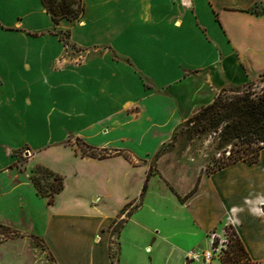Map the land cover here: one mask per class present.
Returning a JSON list of instances; mask_svg holds the SVG:
<instances>
[{"label": "crops", "instance_id": "obj_1", "mask_svg": "<svg viewBox=\"0 0 264 264\" xmlns=\"http://www.w3.org/2000/svg\"><path fill=\"white\" fill-rule=\"evenodd\" d=\"M82 1L78 19L54 23L40 0H0V224L25 233L0 241V264H39L40 250L51 264H198L208 233L223 240L225 225L250 264H264V156L201 174L186 198L190 189L158 181L155 195L154 178L142 189L145 158L220 89L264 70L247 55L264 56V11L252 10L264 0ZM238 33L247 42L237 44ZM72 137L103 156L82 153ZM22 146L79 192L65 198L62 188L50 203L36 194L29 174L12 168ZM27 205L45 213L42 229L29 224L31 208L26 229L5 213Z\"/></svg>", "mask_w": 264, "mask_h": 264}, {"label": "trees", "instance_id": "obj_2", "mask_svg": "<svg viewBox=\"0 0 264 264\" xmlns=\"http://www.w3.org/2000/svg\"><path fill=\"white\" fill-rule=\"evenodd\" d=\"M40 1L54 23L62 19L76 20L84 10L82 0ZM259 76L262 77L260 85H256L254 81H249L230 89L234 92L233 96L223 97L221 94H217L210 103L200 107L178 126V128H183L181 134H185L186 138L198 136L203 132H210L213 133V139L217 140L219 145H231L229 150H224L227 151V154L225 155L223 151L220 158L213 160L214 166L205 170L204 173H212L239 160L250 164L258 161L260 152L264 149V70ZM81 152L92 157L103 156L102 154L97 155L94 151ZM48 177L51 178V181L47 183V188H45V179ZM147 178L148 174L146 180ZM199 178L200 175L197 177L194 186L182 198L188 197L195 191ZM29 179L36 194L47 198L49 203L54 194L63 188V176L40 163H35ZM145 186L143 184L142 189ZM0 227L4 232H10L12 237L17 235L16 231L10 230L8 226L0 224ZM224 229L227 231L229 243L224 249V254L218 258L220 264L248 263L249 258L232 226L225 225ZM30 236L36 245L44 249V244L39 236L33 234ZM217 240V238L213 239L212 243L215 245ZM241 256L245 257L246 260L241 261Z\"/></svg>", "mask_w": 264, "mask_h": 264}, {"label": "rangeland", "instance_id": "obj_3", "mask_svg": "<svg viewBox=\"0 0 264 264\" xmlns=\"http://www.w3.org/2000/svg\"><path fill=\"white\" fill-rule=\"evenodd\" d=\"M252 10L254 11H264V6L260 3H256ZM35 21H39L38 19H35ZM58 35L60 37V44L67 45V50L73 52L74 47L73 45L70 46L66 39V33L65 32H58ZM236 42L239 44L241 41L242 42H247V37L241 36L238 34ZM251 39H253V36H250ZM4 40L3 38L0 37V43H3ZM258 42L264 45V34L262 35V38L258 39ZM245 44V43H244ZM252 59L254 60V63L258 62H264V56L263 53H255L252 51L247 52V55H250ZM263 70L259 71H250L251 77L250 81H254L256 85L261 84V78L259 74ZM249 82V81H248ZM242 84H236V85H227L220 89L217 94H221L223 97H230L234 95V92H232L230 89H234L237 86H241ZM216 94V95H217ZM183 128L179 127L174 134L170 137V139L164 143L153 155L147 157L144 159V163L146 164V176L148 174L147 180L145 179V185L148 186V179H155L152 182L151 185V190L152 192L156 195V191H163L160 186L157 185V183H163L166 187L172 189L173 191H180L183 195L185 194L189 189H191L192 185L194 186L196 179L199 175L203 174L205 170L209 169L210 167L214 166L213 160L218 159L221 157V153H223L224 150H229L230 144H222L219 145L217 140L213 139L214 135L213 133L210 132H203L198 136H194L192 138H186L185 134H181V131ZM20 134V133H19ZM70 142L72 144H75L76 148L79 151H85V152H90L92 151L90 148L86 147L85 145L82 144V142L78 139H70ZM30 150L27 149L25 146H22L21 148L17 149L15 151V160L13 163V170L19 171L22 173H28L29 175L31 174V170L33 169L35 163H33L32 160H30ZM101 153V152H99ZM225 155L227 154V151H224ZM264 156V149L261 150L259 158ZM42 160L44 162H48L51 157L47 154L41 156ZM63 176V197L69 198L73 196L74 193H78L79 190L81 189L76 182L74 181L73 177L69 174L66 173V177ZM46 184L44 185L45 188L47 183L51 181V178L48 177L45 179ZM158 181V182H157ZM85 182L80 185H84ZM154 195H151L150 198L149 196L147 197L146 201H149L151 203H154L155 198ZM167 199V198H166ZM60 201V200H59ZM215 207V206H214ZM3 209V207H0ZM31 208V207H30ZM28 205L24 207L23 209H8L5 211L6 215L11 216L10 218L13 219L18 225H20V228L26 229L28 226V220L25 219V216L28 215V211L30 209ZM35 208H37L35 206ZM128 208V212L132 209L130 207H125V209ZM208 211H203V218L199 216V218L202 219V221L205 220V218H211L213 214H215V209L212 210V206L208 207ZM167 210H172L170 205L166 206ZM31 211L33 212V208H31ZM33 223L32 226L36 230H40L43 227V218L45 217L44 212H33ZM121 223V220H114L111 224V232L116 233L118 230V227ZM3 225V224H1ZM31 226V225H30ZM181 226L183 228H188V221H182ZM10 230L16 231L17 235L14 237H18L19 235H24L25 233H21L14 227H10ZM12 237V234L10 232H4V230L1 229L0 227V241L8 238L4 237L3 234ZM225 235L227 236V231H225ZM208 236L215 239L217 238V244L218 241L220 240L218 237H215L212 232L208 233ZM9 237V238H10ZM216 244V245H217ZM41 255H43L42 258H39L38 263L39 264H51L50 258L49 260L46 258L48 255L46 252L44 253L43 251H39ZM222 253L221 255H223ZM213 256L212 261H218L219 256ZM198 261V264H202L200 259H195ZM246 260L245 257L241 256V261ZM250 264L249 261H247Z\"/></svg>", "mask_w": 264, "mask_h": 264}, {"label": "built area", "instance_id": "obj_4", "mask_svg": "<svg viewBox=\"0 0 264 264\" xmlns=\"http://www.w3.org/2000/svg\"><path fill=\"white\" fill-rule=\"evenodd\" d=\"M212 241L213 238H211L209 249L201 252L200 260L202 264H209L213 256L218 257V255H221L224 252V249L227 248V244L229 243L227 236L225 237V239L219 240L218 244L216 243L217 245L216 244L214 245ZM190 258H195V257L193 255H190Z\"/></svg>", "mask_w": 264, "mask_h": 264}]
</instances>
